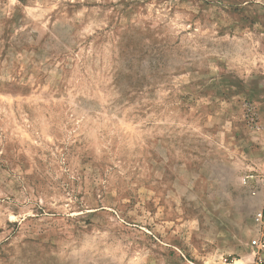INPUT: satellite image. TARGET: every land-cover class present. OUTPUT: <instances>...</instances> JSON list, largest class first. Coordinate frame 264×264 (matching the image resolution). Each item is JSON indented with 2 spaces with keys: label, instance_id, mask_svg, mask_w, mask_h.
I'll return each mask as SVG.
<instances>
[{
  "label": "rangeland",
  "instance_id": "rangeland-1",
  "mask_svg": "<svg viewBox=\"0 0 264 264\" xmlns=\"http://www.w3.org/2000/svg\"><path fill=\"white\" fill-rule=\"evenodd\" d=\"M262 166L264 0H0V264H222Z\"/></svg>",
  "mask_w": 264,
  "mask_h": 264
},
{
  "label": "built area",
  "instance_id": "built-area-1",
  "mask_svg": "<svg viewBox=\"0 0 264 264\" xmlns=\"http://www.w3.org/2000/svg\"><path fill=\"white\" fill-rule=\"evenodd\" d=\"M244 186L251 188L252 195H257L258 188L264 182V175L258 174L256 171H249L241 178ZM254 222L257 225V237L254 239L253 257L242 264H264V208L259 209L254 215ZM238 258L236 256L228 255L223 257L222 264H237Z\"/></svg>",
  "mask_w": 264,
  "mask_h": 264
},
{
  "label": "crops",
  "instance_id": "crops-1",
  "mask_svg": "<svg viewBox=\"0 0 264 264\" xmlns=\"http://www.w3.org/2000/svg\"><path fill=\"white\" fill-rule=\"evenodd\" d=\"M263 172H264V166H262ZM256 199L258 202L259 209L264 208V182L260 184L258 188V193L256 195ZM253 225H254V231L257 233V225L254 222L253 219ZM258 235V233H257ZM254 247L252 245L248 246L247 250H238V253L236 254V257L238 258L237 264H242L243 262L249 261L253 257Z\"/></svg>",
  "mask_w": 264,
  "mask_h": 264
}]
</instances>
